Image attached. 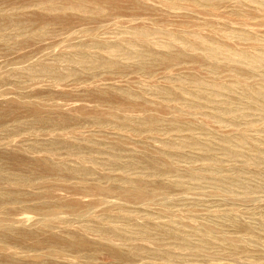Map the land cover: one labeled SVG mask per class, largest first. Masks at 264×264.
Instances as JSON below:
<instances>
[{
    "label": "rangeland",
    "instance_id": "obj_1",
    "mask_svg": "<svg viewBox=\"0 0 264 264\" xmlns=\"http://www.w3.org/2000/svg\"><path fill=\"white\" fill-rule=\"evenodd\" d=\"M0 264H264V0H0Z\"/></svg>",
    "mask_w": 264,
    "mask_h": 264
}]
</instances>
